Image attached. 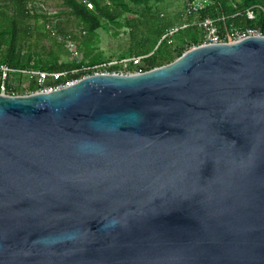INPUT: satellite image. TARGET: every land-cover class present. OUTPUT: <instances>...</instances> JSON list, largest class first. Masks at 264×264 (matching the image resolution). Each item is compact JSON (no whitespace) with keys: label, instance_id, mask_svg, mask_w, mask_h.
I'll return each mask as SVG.
<instances>
[{"label":"water","instance_id":"obj_1","mask_svg":"<svg viewBox=\"0 0 264 264\" xmlns=\"http://www.w3.org/2000/svg\"><path fill=\"white\" fill-rule=\"evenodd\" d=\"M0 264H264V37L0 95Z\"/></svg>","mask_w":264,"mask_h":264},{"label":"trees","instance_id":"obj_2","mask_svg":"<svg viewBox=\"0 0 264 264\" xmlns=\"http://www.w3.org/2000/svg\"><path fill=\"white\" fill-rule=\"evenodd\" d=\"M69 9V13L79 20L85 29V33L94 34L96 31L105 28V24L115 25L119 28L126 27L135 38L136 33L141 31L145 25L140 21L138 12L144 10L151 12L155 5L163 0H61ZM212 5L200 14L199 20L228 18L226 27H240L260 30L264 36V0H211ZM12 15L6 14L8 8L4 9L1 16L8 23L4 27L0 24V65H7L14 69H36L43 72H67L79 69L82 66H95L101 61L93 58L85 64L84 61L61 63L59 57L50 52L47 57H38L32 64L31 54L25 53L23 43L31 35L27 23L34 20L39 22L46 19L42 15L34 13L31 9L33 0H10ZM86 3L93 4V9H88ZM235 6V7H234ZM252 7L255 9L256 19L249 21L243 17L234 18L238 13ZM190 26L179 31L172 38L163 37L168 33V25L161 23L160 19L152 20L148 27L155 38L152 44L145 48L142 44L140 52L131 54L134 57H143L141 70L143 73L160 68L180 58L191 47L200 46L203 41L201 29L193 26L194 19L186 21ZM182 24V23H181ZM72 37V36H71ZM74 41L76 39L72 37ZM86 46V45H85ZM90 52L86 53L89 58ZM124 58V57H121ZM117 70V69H116ZM35 85H31L28 93L36 92Z\"/></svg>","mask_w":264,"mask_h":264},{"label":"rangeland","instance_id":"obj_3","mask_svg":"<svg viewBox=\"0 0 264 264\" xmlns=\"http://www.w3.org/2000/svg\"><path fill=\"white\" fill-rule=\"evenodd\" d=\"M6 8H8L5 10L6 14L11 17L10 0H0V24H3L2 27L8 24L1 16ZM183 8L184 0H163L160 4L155 5L150 13L140 10L138 17L145 25L133 38L128 28L124 26L119 28L110 24H105L104 29H100L94 34L90 32L84 34L85 29L81 22L69 13V9L64 6L61 0H33L32 11L46 19H41L39 22L32 20L27 23L26 27L29 28L31 35L22 44L23 50L33 57L32 64L38 57H47L50 52L59 57L61 63L72 62L74 59L64 43V37L70 35L76 39L78 53L76 61L78 62L84 61L89 65L90 60L97 58L101 61L99 64L122 59H142L143 63V57L130 55L140 52L139 48L142 44L145 48L152 44L155 36L150 32L151 30H148L152 20L160 19L162 24L168 25L170 31L185 22L182 15ZM146 23H148V27ZM51 31L55 36L50 34ZM87 52H90L89 58H86ZM31 85H34L31 80L17 78L14 84L17 96H27Z\"/></svg>","mask_w":264,"mask_h":264},{"label":"built area","instance_id":"obj_4","mask_svg":"<svg viewBox=\"0 0 264 264\" xmlns=\"http://www.w3.org/2000/svg\"><path fill=\"white\" fill-rule=\"evenodd\" d=\"M88 9H93V4L86 3ZM211 6V0H184L183 17L187 20L194 19L193 26L202 30L203 43L201 45H219L228 42L236 43L246 38L264 37L260 30L240 27L220 26L226 18L199 20L200 14ZM235 7V6H234ZM255 9L252 7L234 16L244 17L249 21L256 19ZM187 22L179 27L172 28L164 37L172 38L179 31L188 28ZM49 29V28H48ZM50 31V29H49ZM50 34L55 36L54 32ZM85 34V32H84ZM64 43L73 57L78 58L77 45L70 35L64 37ZM200 45V46H201ZM194 48V47H193ZM79 63L78 61H76ZM142 59H122L116 62L103 63L95 66H82L79 69L67 72H43L36 69H14L7 65H0V95L17 96L15 92V80L17 78H27L34 82L37 90L34 93L48 94L58 90L71 87L81 79L99 74L133 75L143 73L141 70ZM117 69V70H116ZM31 93V94H34ZM28 93V95H31Z\"/></svg>","mask_w":264,"mask_h":264},{"label":"crops","instance_id":"obj_5","mask_svg":"<svg viewBox=\"0 0 264 264\" xmlns=\"http://www.w3.org/2000/svg\"><path fill=\"white\" fill-rule=\"evenodd\" d=\"M211 5H212V1H211ZM184 9V8H183ZM182 15H183V11H182ZM220 18H226V17H219V18H217V19H220ZM244 18V17H243ZM185 19V18H184ZM227 20H228V18H226V20H225V22L224 23H222L220 26H224L225 25V23L227 22ZM186 21H188V19L186 20L185 19V22L184 23H182V24H180L179 26H182V25H184L185 23H186ZM179 26H177V27H179ZM226 26V25H225ZM232 27V26H231ZM201 37H202V30H201ZM202 41H203V39H202Z\"/></svg>","mask_w":264,"mask_h":264}]
</instances>
